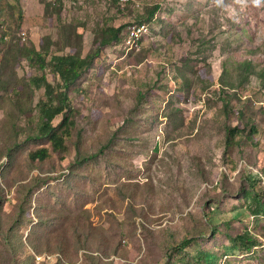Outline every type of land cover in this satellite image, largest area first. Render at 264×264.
<instances>
[{
  "label": "rangeland",
  "instance_id": "obj_1",
  "mask_svg": "<svg viewBox=\"0 0 264 264\" xmlns=\"http://www.w3.org/2000/svg\"><path fill=\"white\" fill-rule=\"evenodd\" d=\"M69 55L94 60L59 154L33 80ZM0 264H264V4L0 0Z\"/></svg>",
  "mask_w": 264,
  "mask_h": 264
},
{
  "label": "trees",
  "instance_id": "obj_2",
  "mask_svg": "<svg viewBox=\"0 0 264 264\" xmlns=\"http://www.w3.org/2000/svg\"><path fill=\"white\" fill-rule=\"evenodd\" d=\"M117 5L121 6L116 0H113ZM124 7V6H123ZM160 6H156L148 14L149 21L155 19ZM120 30L109 28L105 31V35L108 36L107 42L117 41ZM140 41V40H139ZM138 41V42H139ZM104 42V44H108ZM136 43V42H134ZM47 52H37L36 50L29 51L26 56L27 59H33V63L39 64L41 68L46 66ZM93 56H88L82 59L76 55L69 56H53L50 60V65L54 73L55 84L48 81L46 77H36L33 80L35 88L45 90L46 100H41L36 105V112L38 117L37 134L32 137L35 140H46L49 142L51 149L55 153L65 154L67 147L65 142L72 135V132L76 130L77 111L72 108V92L76 89V84L80 78L91 68ZM248 66V65H247ZM225 107L227 105L225 104ZM61 117L60 122L57 125L53 123L55 120ZM228 133V145L231 147L234 138L244 133V129L229 128ZM254 131L250 128L248 136L252 137ZM19 145L16 146L18 148ZM98 155L82 157L78 162L84 163L89 159H95ZM49 158L48 150L45 147H41L35 151L29 153V159L34 161H40ZM249 236L246 233L244 236H240L241 241H246V237ZM253 240L252 237H248V240ZM36 253L33 252L35 258ZM36 259V258H35ZM47 259V258H45ZM44 259V260H45ZM43 262H47L46 260Z\"/></svg>",
  "mask_w": 264,
  "mask_h": 264
},
{
  "label": "clouds",
  "instance_id": "obj_3",
  "mask_svg": "<svg viewBox=\"0 0 264 264\" xmlns=\"http://www.w3.org/2000/svg\"><path fill=\"white\" fill-rule=\"evenodd\" d=\"M252 5L259 7L261 4H264V0H251Z\"/></svg>",
  "mask_w": 264,
  "mask_h": 264
},
{
  "label": "built area",
  "instance_id": "obj_4",
  "mask_svg": "<svg viewBox=\"0 0 264 264\" xmlns=\"http://www.w3.org/2000/svg\"><path fill=\"white\" fill-rule=\"evenodd\" d=\"M116 1L122 6H126L130 2V0H116Z\"/></svg>",
  "mask_w": 264,
  "mask_h": 264
}]
</instances>
